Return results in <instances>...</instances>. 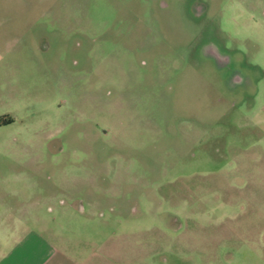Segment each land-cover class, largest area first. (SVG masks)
<instances>
[{
	"label": "rangeland",
	"instance_id": "1",
	"mask_svg": "<svg viewBox=\"0 0 264 264\" xmlns=\"http://www.w3.org/2000/svg\"><path fill=\"white\" fill-rule=\"evenodd\" d=\"M160 1L0 0L2 214L74 264H264V0Z\"/></svg>",
	"mask_w": 264,
	"mask_h": 264
},
{
	"label": "crops",
	"instance_id": "2",
	"mask_svg": "<svg viewBox=\"0 0 264 264\" xmlns=\"http://www.w3.org/2000/svg\"><path fill=\"white\" fill-rule=\"evenodd\" d=\"M0 101H3L2 91H0ZM0 110V127L15 122L16 114H12L9 107L2 105ZM1 195L0 200H2ZM7 204L5 213H9V217L2 214L3 206L0 204V264H74L65 253L59 251L42 237V234L33 229L25 230L22 237L16 238L19 227L15 222L18 221L11 218L15 205L13 202ZM245 237L242 236L243 239ZM254 244L264 246V235H257Z\"/></svg>",
	"mask_w": 264,
	"mask_h": 264
},
{
	"label": "flooded vegetation",
	"instance_id": "3",
	"mask_svg": "<svg viewBox=\"0 0 264 264\" xmlns=\"http://www.w3.org/2000/svg\"><path fill=\"white\" fill-rule=\"evenodd\" d=\"M159 7L160 9H162L163 11L168 9L169 6H164L162 5V2L159 0ZM204 53L210 57L211 59H213L217 65L219 67H224L230 64L231 60L229 59V57L227 55L222 54L219 49L214 45V44H208L203 48ZM242 80V78L240 77V73L238 71H234L232 76H231V84L232 85H236L237 83H239ZM77 208L80 212H84L85 211V205L80 202L77 203Z\"/></svg>",
	"mask_w": 264,
	"mask_h": 264
}]
</instances>
